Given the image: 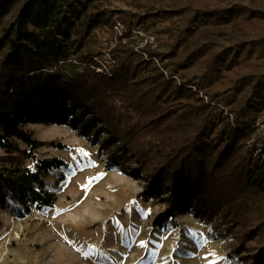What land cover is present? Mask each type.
Masks as SVG:
<instances>
[{"label": "trees", "instance_id": "16d2710c", "mask_svg": "<svg viewBox=\"0 0 264 264\" xmlns=\"http://www.w3.org/2000/svg\"><path fill=\"white\" fill-rule=\"evenodd\" d=\"M120 1L129 10L0 0V151L20 152L19 139L35 165L0 172L13 210L53 208L45 178L67 167L37 158L24 125L66 126L109 166L144 178L143 196L166 205L156 228L193 215L232 238L238 260L264 264V146L252 141L264 119V0Z\"/></svg>", "mask_w": 264, "mask_h": 264}, {"label": "rangeland", "instance_id": "374dc122", "mask_svg": "<svg viewBox=\"0 0 264 264\" xmlns=\"http://www.w3.org/2000/svg\"><path fill=\"white\" fill-rule=\"evenodd\" d=\"M119 9L129 10L120 0H108L104 7ZM110 59L104 53L99 62ZM24 129L38 143L37 158L60 159L67 167L46 176L56 203L42 213L32 208L19 216L0 180V197L7 194L6 204L0 203V264H246L232 254V238H220L193 215L156 228L154 220L166 209L165 202L144 197L147 184L142 176L109 166L99 146L76 131L36 120ZM14 141L20 152L0 151V172L35 166L28 156L30 147ZM244 251L247 256L250 250Z\"/></svg>", "mask_w": 264, "mask_h": 264}, {"label": "built area", "instance_id": "2783aa9c", "mask_svg": "<svg viewBox=\"0 0 264 264\" xmlns=\"http://www.w3.org/2000/svg\"><path fill=\"white\" fill-rule=\"evenodd\" d=\"M116 31L122 34L123 28L120 24L116 25ZM137 33V35H141L143 37V42L141 46H144L146 44L149 45H154L155 44V36L152 35L151 33H146L143 31H135L134 34ZM136 35V34H135ZM125 41V40H124ZM107 56L110 57L109 54ZM111 60V59H110ZM110 60L106 61V63L99 62L100 63V68L97 69L98 72H103L107 71L108 69V62ZM252 141H256V147H257V152L261 151L262 147L264 146V120H259L257 124V128L255 130V133L253 134Z\"/></svg>", "mask_w": 264, "mask_h": 264}]
</instances>
